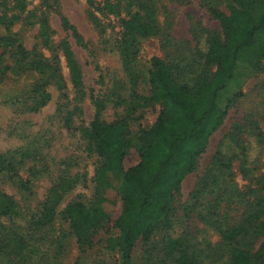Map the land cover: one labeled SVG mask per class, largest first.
<instances>
[{
    "label": "rangeland",
    "instance_id": "rangeland-1",
    "mask_svg": "<svg viewBox=\"0 0 264 264\" xmlns=\"http://www.w3.org/2000/svg\"><path fill=\"white\" fill-rule=\"evenodd\" d=\"M108 1L120 6L121 15L100 9L105 0H95L94 9L86 0H24L21 9L17 0H0V36L15 37L31 57L39 54L48 63L39 72L15 64L9 53L0 54V154L10 152L15 164L21 160L17 176L0 172V193L12 197L16 212L2 214L0 197V264H116L117 252L105 250L104 244L119 231L120 174H95L98 159L84 131L95 112L94 98L103 104L102 120L126 118L135 135L150 127L160 110L150 99L151 58L172 66L180 81L190 83L202 67L211 38L221 35L210 10L225 0H143L152 6L156 27L151 35L134 37L137 51L126 71L118 42L120 19L137 6L130 0ZM41 22L49 26L47 45L42 43ZM67 52L81 76L80 112L74 111L77 92ZM38 87L50 95L42 106ZM217 102L227 106L226 115L174 196L170 229L158 234L153 244L136 241L133 264H175L163 258L166 240L158 242L161 235L183 242L198 264H228L235 244L256 253L262 243L263 237L251 232L227 240L222 231L237 226L253 207L261 208L260 220L264 217V198L257 203L261 194L256 186L264 174V59L256 68L239 61ZM62 104L71 113L68 125L57 113ZM216 152L221 160H230L232 176L220 177L219 183L194 194ZM138 160L136 151L128 149L123 170ZM46 201L53 208V220L50 227L38 228L34 222ZM71 201L81 202L86 211L99 207L107 219L82 250L65 216Z\"/></svg>",
    "mask_w": 264,
    "mask_h": 264
},
{
    "label": "trees",
    "instance_id": "trees-1",
    "mask_svg": "<svg viewBox=\"0 0 264 264\" xmlns=\"http://www.w3.org/2000/svg\"><path fill=\"white\" fill-rule=\"evenodd\" d=\"M86 2L91 8L96 7L95 0ZM5 3L3 1L2 5ZM130 3L137 8L133 13L128 12V17L120 19L122 30L118 41L126 71L131 68L137 51L133 44L134 37L151 35L156 27L152 6H145L143 0H130ZM17 6L19 9L24 7V0H17ZM99 8L113 15H121L120 6L108 0ZM210 13L218 20L221 35L211 38L202 54V67L193 82L180 81L172 66L157 57L151 58L148 70L150 99L160 105V110L150 127L141 128L132 135L126 118L111 122L102 120L101 100L94 98L95 112L84 131L91 152L98 159L99 168L95 174L99 175L100 172L101 177H106L109 171L120 174L122 208L116 220L119 231L117 237H108L104 244L105 250L117 252L116 264H133L131 258L136 241L141 240L145 245L153 244L158 234L170 229V216L175 210L174 196L179 192L183 179L194 170L209 138L226 115L227 106L222 108L217 102L219 93L231 81L239 61L256 68L264 59V0H225L212 8ZM48 28L47 22H41L43 45L49 43ZM0 50V54L9 53L15 64L39 72H44L48 67L43 56L35 54L31 57V52L25 50L11 35L0 36ZM65 57L71 83L77 92L74 111L80 112L78 104L84 94L80 72L71 53L67 52ZM37 92L40 96L39 106H42L50 95L39 87ZM57 113L66 125L71 122V113L66 105H60ZM130 148L136 151L139 160L123 170L122 161ZM15 163L14 155L10 152L0 154V172L17 176L16 166L21 164V160ZM230 166V160H221L220 154L216 152L194 194L219 183L220 177H231ZM21 185L27 187L26 183ZM256 186L261 194L257 199L259 204V199L264 198V174L257 179ZM0 197L4 203L2 214L15 215L12 197L3 193H0ZM42 206V215L37 217L34 225L38 228L50 227L53 208L48 206L47 201ZM261 215V208L253 207L252 212L237 226L222 231L227 240L248 232L263 237L256 253L235 244L231 248L228 264H264V217L260 220ZM65 216L81 250L90 244L92 236L107 222L101 208L86 211L79 201H71L66 205ZM163 239L166 240L164 259L172 260L175 264H198L183 242L169 239L168 235H161L158 242H163ZM173 254L176 258H173Z\"/></svg>",
    "mask_w": 264,
    "mask_h": 264
}]
</instances>
